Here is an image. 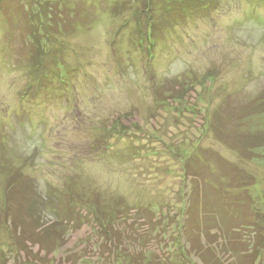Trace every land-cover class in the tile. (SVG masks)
<instances>
[{"label":"rangeland","instance_id":"rangeland-1","mask_svg":"<svg viewBox=\"0 0 264 264\" xmlns=\"http://www.w3.org/2000/svg\"><path fill=\"white\" fill-rule=\"evenodd\" d=\"M74 2L78 22L51 28L35 71L37 54L11 59L27 11L22 27L0 7V264H234L216 206L238 194L249 221L251 175L264 210V0L165 21L163 0Z\"/></svg>","mask_w":264,"mask_h":264},{"label":"trees","instance_id":"trees-1","mask_svg":"<svg viewBox=\"0 0 264 264\" xmlns=\"http://www.w3.org/2000/svg\"><path fill=\"white\" fill-rule=\"evenodd\" d=\"M76 1V0H75ZM85 3V7H89V3L92 4V6H100L102 5L105 0H82ZM88 1H90L89 3H87ZM95 1V2H94ZM80 2V1H78ZM164 2V7L160 10L161 14L163 13V17L161 16L160 21H165L167 16L171 15V13L173 12H180L183 16H189V14H191L192 12H194L195 10L198 9L197 12L201 11H207L209 9V6L211 5L209 0H163ZM23 5L24 10L27 11V16H24L23 20H26L30 29L28 28V33H27V38H25V35H23V39L21 37V39H18V45L21 43L23 44V48L20 46L17 50V55L14 58V56L11 58L13 60H17L20 56V59L24 60L25 59V54L24 51L28 53V55H32V59H33V54H37V57L39 59V62L37 65H35L34 67V71L40 67V65H44V57H42V54L40 52L43 53L44 50V46L48 43L45 42V37L49 39V37H51L50 35H48L50 33V31H52V29L54 30V32L56 33H60L62 34L63 32L65 33L66 30L68 29L69 25V19L74 20L75 23L78 22V9H77V4L74 2V0H0V7L1 9H3L4 12L7 13L8 18H10L11 16H14L18 21L20 26H24V22L20 23V19L18 17L20 16V11H18L19 7ZM28 7V8H27ZM104 8V6H103ZM27 9V10H26ZM108 9H110L108 7ZM113 10V9H112ZM150 11H155L154 8H151ZM109 13V12H108ZM158 14L156 13L153 14L152 16L149 15L147 17V21L144 22V24L147 26L146 28H148L149 31H151V35L149 34L148 37V41L149 43H153L152 42V34L155 32L156 29L154 23H156V19L158 18ZM78 17L77 19H74ZM144 21V20H143ZM142 21V22H143ZM49 23V24H48ZM45 24V27H44ZM48 24V27L46 26ZM71 24V23H70ZM144 25V26H145ZM52 28V29H51ZM50 29V30H49ZM63 33V34H64ZM14 36V35H13ZM153 37V36H152ZM16 38V36L14 37ZM28 41V46L29 44L31 45L30 47H27L25 45H27V41ZM47 40V39H46ZM51 41V38H50ZM52 43H54V40L52 41ZM51 43V44H52ZM12 44V43H11ZM48 49V50H47ZM47 49H45V53L49 54V52H51V50H49V48L47 47ZM42 57V59L40 60V58ZM35 59V57H34ZM55 66L58 68L62 67V63L58 62L59 59L56 58L55 60ZM63 68V67H62ZM39 72V71H38ZM258 99V104L259 106H264V95L261 97L260 95L257 96ZM259 115V114H258ZM257 116L254 115V117H250V119L247 122V125L250 123H252L251 125V130H254V132H251L252 136H257L258 132L255 131L259 130L258 128V123H256L257 121ZM257 124V125H256ZM249 128V126L247 127ZM255 128V129H254ZM249 131V130H248ZM245 133H247L245 131ZM210 166H212L211 162L209 161ZM209 166V165H208ZM208 166H206L204 163L200 164V168H204V169H208ZM209 170V169H208ZM211 172V170H209ZM243 173H238L237 175L239 176L237 181H236V185L234 184V187L231 191H236L237 189L239 190L240 187L237 183H239L244 177V175H241ZM203 177H205V175H203ZM246 179V178H245ZM247 180H243V182H245L244 185V190H246L247 192H249L250 195V199L252 202V205L250 206L249 204V208H250V212H252V218L247 221V219L249 218V216H241L240 214L243 213V207L241 208V197L238 196V194H228V195H224L225 193L221 191V195H219V202L218 205H220L221 207L225 208V209H220V207L218 208L216 206V209H218L217 211L220 212V216H223L222 219V223L225 224L227 229V233L231 236L229 238V243L227 245L230 246L229 248V252L232 255L233 259H234V264H264V210H261V208L259 207V204L257 203V201L255 200V197L253 196V187H254V181L253 178H251V175L249 176V178H247ZM250 179V180H249ZM208 183V182H207ZM208 187V186H207ZM218 197V196H217ZM9 200V197H8ZM224 202V204L222 203ZM49 204L47 203V206ZM40 208V206H39ZM233 215L234 219H239L238 222L240 223H236V227L234 228H228V225L232 226L233 224L231 222H233V220H229L228 219V215ZM34 215V214H33ZM41 214H39L37 216V219H34V223L36 222L37 224V239H39V241H41L42 244H40V246L42 247H46L48 246L49 249L45 248L47 251H49V253L54 252L57 247V243L58 242L57 239H59V236L57 235V233L59 231L55 230V233L50 234V230L45 228L46 225H44L43 223H40L39 217ZM224 217H227V221H225ZM24 221L20 220V224L23 226H26L25 224H23L25 221V219H23ZM13 225L15 228V224H17V221L14 220L13 221ZM245 223H249V225H246ZM33 224H28V231H26L25 233L29 232L32 233L31 231V226ZM48 227V226H47ZM194 227V226H193ZM249 229L252 231L250 232V236H246L247 239L245 237H243L242 233L244 231L242 230H246L249 231ZM219 230V229H218ZM16 231V230H15ZM118 231V230H117ZM117 231L113 230V229H109V234L111 235H117ZM237 232L236 236L235 234H231V232ZM246 233V232H244ZM248 234V233H247ZM34 236V234H33ZM240 237V240H237L236 237ZM26 235L24 234L23 238H25ZM238 237V238H239ZM23 238L21 237L20 234V240L23 241ZM30 238V237H29ZM28 238V239H29ZM31 239V238H30ZM29 239V240H30ZM29 240L27 242H29ZM230 240H232V243H230ZM24 245V244H23ZM43 248V249H44ZM204 251V249H203ZM217 264L220 263V260L218 262H216Z\"/></svg>","mask_w":264,"mask_h":264}]
</instances>
